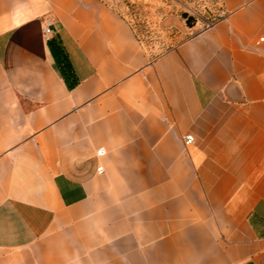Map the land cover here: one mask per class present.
<instances>
[{"label":"crops","instance_id":"crops-1","mask_svg":"<svg viewBox=\"0 0 264 264\" xmlns=\"http://www.w3.org/2000/svg\"><path fill=\"white\" fill-rule=\"evenodd\" d=\"M220 3L153 57L104 0H0V264H264V0Z\"/></svg>","mask_w":264,"mask_h":264},{"label":"rangeland","instance_id":"rangeland-1","mask_svg":"<svg viewBox=\"0 0 264 264\" xmlns=\"http://www.w3.org/2000/svg\"><path fill=\"white\" fill-rule=\"evenodd\" d=\"M125 17L144 48L158 57L212 25L223 13L220 0H104ZM187 17L191 16L193 21Z\"/></svg>","mask_w":264,"mask_h":264},{"label":"built area","instance_id":"built-area-1","mask_svg":"<svg viewBox=\"0 0 264 264\" xmlns=\"http://www.w3.org/2000/svg\"><path fill=\"white\" fill-rule=\"evenodd\" d=\"M48 25L49 24H47V26H44V28H43L44 33L47 35L51 33V30L48 28ZM209 26H211V25H209ZM194 139H195V137L192 134H188L185 136V143L190 144L194 141ZM103 152L104 151L102 149H99L97 154L101 155V154H103ZM98 170L101 171L102 167H99Z\"/></svg>","mask_w":264,"mask_h":264},{"label":"water","instance_id":"water-1","mask_svg":"<svg viewBox=\"0 0 264 264\" xmlns=\"http://www.w3.org/2000/svg\"><path fill=\"white\" fill-rule=\"evenodd\" d=\"M186 18H189L188 19V23H189V21H193V18L191 17V16H189V17H187V15H184Z\"/></svg>","mask_w":264,"mask_h":264}]
</instances>
